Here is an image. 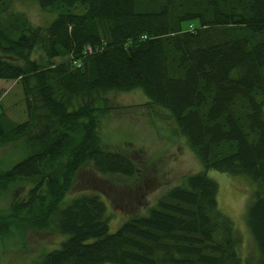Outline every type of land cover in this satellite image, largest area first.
<instances>
[{
    "label": "trees",
    "instance_id": "16d2710c",
    "mask_svg": "<svg viewBox=\"0 0 264 264\" xmlns=\"http://www.w3.org/2000/svg\"><path fill=\"white\" fill-rule=\"evenodd\" d=\"M14 1L0 0V79L19 83L25 118L0 107V149L18 151L0 187L26 190L0 214V249L29 226L62 236L36 264H241L215 169L252 183L244 223L259 258L244 264H264V0H32L54 14L43 27ZM134 88L168 111L201 170L109 231L98 192L66 194L85 165L136 174L95 133L101 95Z\"/></svg>",
    "mask_w": 264,
    "mask_h": 264
},
{
    "label": "rangeland",
    "instance_id": "374dc122",
    "mask_svg": "<svg viewBox=\"0 0 264 264\" xmlns=\"http://www.w3.org/2000/svg\"><path fill=\"white\" fill-rule=\"evenodd\" d=\"M11 8L24 13L33 27H43L54 17L53 12L42 10L32 0L14 1ZM10 84L0 98V107L10 119L21 121L25 118L21 88L18 82L10 81ZM100 99V106L105 110L97 114L95 133L101 146L128 155L136 163L137 172L131 177L106 175L85 165L75 172L66 198L87 190L98 192L106 204L109 231H113L131 213L144 212L166 189L201 170V166L177 132L168 111L149 103L141 89L107 91ZM262 111L264 115V105ZM73 135L79 137L80 132L75 131ZM17 152L11 146L0 149V167L16 160ZM205 173L217 184V207L232 221L239 239L237 252L241 264L245 259L257 261L259 254L244 223L252 183L244 175L215 169ZM25 190L20 185L0 187V214L7 213L12 203L24 196ZM61 239V235L50 229L11 228L9 235L2 239L0 264H36L38 257L57 247Z\"/></svg>",
    "mask_w": 264,
    "mask_h": 264
},
{
    "label": "crops",
    "instance_id": "0c3cea01",
    "mask_svg": "<svg viewBox=\"0 0 264 264\" xmlns=\"http://www.w3.org/2000/svg\"><path fill=\"white\" fill-rule=\"evenodd\" d=\"M10 84V81H5V80H2L0 79V90L2 89L3 91L0 92V98H3V96L5 95V92H6V89L7 87H9Z\"/></svg>",
    "mask_w": 264,
    "mask_h": 264
}]
</instances>
